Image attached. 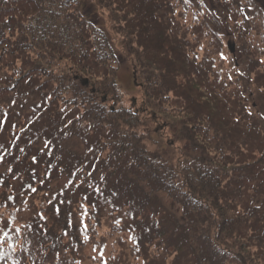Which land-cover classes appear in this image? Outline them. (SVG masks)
I'll list each match as a JSON object with an SVG mask.
<instances>
[{
    "label": "trees",
    "instance_id": "trees-1",
    "mask_svg": "<svg viewBox=\"0 0 264 264\" xmlns=\"http://www.w3.org/2000/svg\"><path fill=\"white\" fill-rule=\"evenodd\" d=\"M93 1L137 106L75 0H0V264H264V0ZM164 122L186 172L143 145Z\"/></svg>",
    "mask_w": 264,
    "mask_h": 264
},
{
    "label": "rangeland",
    "instance_id": "rangeland-1",
    "mask_svg": "<svg viewBox=\"0 0 264 264\" xmlns=\"http://www.w3.org/2000/svg\"><path fill=\"white\" fill-rule=\"evenodd\" d=\"M77 2V10L79 13H81L87 20H93L95 24L98 25L99 28L104 30L107 35L110 37V41L113 43V46L115 47L116 53L118 54L119 58L117 59L118 62V67L116 68L117 72V85H118V90L119 92L117 95H119L121 99V103L126 106L127 108L130 107L132 104V101H136V105L139 104V94L136 92V87L133 83L132 80V62L129 60L130 58L126 56L124 49L121 44V38L116 34L115 28H114V23L113 21L109 20L106 15L103 14V12L99 9L98 5L93 1V0H75ZM209 4H211L209 2ZM258 4V3H257ZM207 6H209L206 3ZM225 32H228L225 34ZM238 31L234 30H229L226 31L224 30L222 33V44L227 53L228 52V45L227 43H234L235 48L237 46V36ZM235 39V41H234ZM237 49V48H236ZM234 56H230L228 54V59L225 60V65L226 68L229 67V61L232 60L236 65L241 63V59L236 55L235 60L232 59ZM228 62V63H226ZM238 69V68H236ZM103 93H101L102 95ZM115 104V101L113 102H108L107 105L110 107H113ZM165 124V128L163 131H161L160 134V140L157 139V143L153 140L147 141L145 140L143 145L144 147L147 148L150 154H155L158 150V143H166L170 144V148L166 149L165 156L167 157V161L169 162V171H175L176 168L184 169L186 172L187 169L192 168L191 167H185L183 166L184 164L190 162L193 158L192 153L188 151V149H191L192 146H189L188 142L184 139V136L182 135L183 132L181 129H178L176 126L175 128L170 127V124L163 123ZM162 123L161 121L157 124L150 126L152 131L153 130H159L158 127L161 126ZM181 154L179 162L176 163L177 156ZM176 163V165H175ZM181 173V172H180ZM91 261V260H88ZM89 264L90 262H86ZM85 263V264H86ZM95 262L91 263L94 264ZM238 264V263H234Z\"/></svg>",
    "mask_w": 264,
    "mask_h": 264
},
{
    "label": "water",
    "instance_id": "water-1",
    "mask_svg": "<svg viewBox=\"0 0 264 264\" xmlns=\"http://www.w3.org/2000/svg\"><path fill=\"white\" fill-rule=\"evenodd\" d=\"M229 47H230V45H229ZM230 49H231V51L233 52V50H232V47H230ZM86 83V81L84 82V84Z\"/></svg>",
    "mask_w": 264,
    "mask_h": 264
}]
</instances>
